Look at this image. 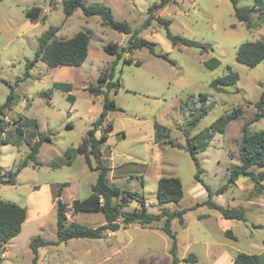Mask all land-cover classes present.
<instances>
[{"label":"rangeland","instance_id":"obj_1","mask_svg":"<svg viewBox=\"0 0 264 264\" xmlns=\"http://www.w3.org/2000/svg\"><path fill=\"white\" fill-rule=\"evenodd\" d=\"M61 2L0 1V107L10 93L16 96L11 110H2L0 115L9 131L5 136L9 143L0 147L2 172H14L38 135L50 139L38 150V165L28 162L16 177L15 185L0 186V200L26 210L29 207L31 216L40 212L37 221L29 220L17 237L2 246L0 255L5 256L0 258V264H31L29 243L33 238L56 241V189L62 186L61 200L69 209L73 200L90 194L97 172L89 170L82 155L76 154L70 165H66L63 155L80 144L100 116L102 96L94 97L87 89L94 87L98 77L110 69L112 81L118 80L121 87L116 93H108L119 110L107 113L106 123L112 124L113 131L101 148L103 165L109 168V184L136 193L151 214L163 209L186 210L182 225L176 218L171 221L178 264H186L181 259L188 254L196 257L191 264H231L239 253L263 254L264 205L256 202L264 200V180L261 186L249 179H238L234 185H228L227 180L230 169L240 164L238 146L243 125L248 124L250 133L264 130V118L252 122L257 113L254 105L264 91V60L250 68L235 59L240 44L264 38V16L258 21V16L252 15L258 23L248 30L234 17L230 0H174L151 14L148 9L157 0H82L85 5L108 6L115 21L126 22L132 31L138 30V38L155 43V52L166 55L167 59H163L145 48L127 53L129 36L103 26L97 16L85 18L80 9L65 19ZM252 4L253 0H238L237 7ZM32 6L41 9L43 20L31 23L25 17V10ZM157 19L170 21L168 30L172 35L206 49L173 47ZM50 26L58 28L55 37L59 39L71 38L80 31L88 33L87 58L80 67L49 68L39 62L25 78L26 65L34 59L39 38ZM109 42L123 48V59L139 61L141 66L123 64L116 60V55L107 54L104 46ZM211 59L220 62L214 70L204 66ZM226 67L238 75V81L223 93L215 92L210 83L224 76ZM54 82L70 84V93L53 89ZM68 95L73 97V103L67 100ZM202 95L206 99H201ZM236 109L241 110L240 116L230 121L222 134L211 133L206 150L196 154L200 183L195 180L196 167L186 150V140L205 137L212 123ZM203 111L207 114L193 126L191 121ZM24 120H35L36 131ZM155 125L160 126L157 132ZM15 128L21 129V142ZM98 130L99 137L101 129ZM91 166H95L92 160ZM163 177L179 179L183 197L178 203L158 204L157 181ZM223 187L222 194L217 195ZM207 189L212 201L221 206L233 197L229 208L243 211L245 221L231 220V227L224 228L217 211L196 206L207 200ZM135 207L137 203L131 202L125 210ZM67 220L90 228L104 224L101 214H73L70 210ZM225 230L231 231L235 241L223 234ZM208 243L220 246L222 253L213 248L208 254ZM169 248L168 237L158 227L131 224L108 232L102 240L73 239L40 248L37 264H171Z\"/></svg>","mask_w":264,"mask_h":264},{"label":"trees","instance_id":"obj_2","mask_svg":"<svg viewBox=\"0 0 264 264\" xmlns=\"http://www.w3.org/2000/svg\"><path fill=\"white\" fill-rule=\"evenodd\" d=\"M172 1L174 0H157L158 3L153 4L151 8L148 9V12L151 14L154 11L161 10ZM230 2L234 11V17L248 30L257 26L258 23L253 21L252 15L256 14L258 16V21L261 20V16H264V0H253V4L247 8H238V0H230ZM61 7L65 19L69 18L74 11L80 9L85 18L97 16L100 18L103 26L109 27L119 34L129 36L126 44L127 53H132V51L136 49L145 48L152 55L167 59L165 54H158L155 52V43L143 38H138V30L132 31L126 22L115 21L111 9L103 3L85 5L82 0H62ZM24 14L31 23H37L39 20L44 19V17L40 15L41 9L36 6L26 9ZM150 19L151 18L148 19L147 23ZM157 22L162 24L166 38L173 47L182 46L200 48L202 50L206 49L187 39L172 35L168 30L170 21H161L157 19ZM57 31V27L50 26L49 29L40 36L38 51L32 62L26 65L25 78L28 76L30 70L39 62L44 63L49 68L80 67L85 62L90 40L88 33L80 31L75 33L71 38L59 39L55 37ZM104 51L109 55H116V60H122L123 64H134L136 67L141 66L139 61H134L131 58L123 59L121 52L124 50L123 48L119 49L117 43L109 42L104 46ZM235 59L238 63L250 68L257 66L264 60V38L255 42L240 44L237 48ZM219 65L220 62L216 59L204 62V66L209 70H214ZM226 71L227 73L224 76L218 77L210 83V88L215 92L223 93L226 91L227 87L235 85L238 81V75L229 67H226ZM112 78L113 69H110V71L106 70L98 77L97 84L94 87H88L87 90L92 96H102L103 108L101 114L92 123V128L87 131L86 136L81 140L80 144L76 148L66 150L63 155V158L66 159V165L71 164V159L74 158L76 154L82 155L89 170L97 172V179L90 188V194L84 199L73 200L70 209L61 200L62 186L56 189L53 194L56 214V241L47 242L40 237L33 238L29 243V247L33 254L31 264H37L38 250L40 248L57 246L73 239L102 240L105 239L108 232H116L119 230L120 226L125 228L131 224H137L141 228L158 227L169 239L171 264H178V262H180L176 258V234L171 230V221L176 218L179 224L182 225L183 215L186 213V210L168 212L163 209L158 214H151L148 212L144 200L138 198L136 193L120 190L118 187L108 182L107 173L109 168L103 165L101 147L108 139L109 134L113 131L112 124L106 123L107 113L109 111L119 110L114 100L108 98V93L111 91L116 93L121 87L120 82L118 80L112 81ZM52 88L66 94H69L71 91V86L67 83H53ZM15 98L16 96L12 93L7 96L5 102L0 107V115L2 110H11L14 106ZM201 99H206L205 95H202ZM67 100L72 103L74 101L71 95L67 96ZM254 107L257 113L252 119L253 123L264 118V91ZM206 114L207 112L203 111L191 121V124L195 126ZM240 114L241 110L236 109L221 116L206 129V134L203 135L205 137L199 135L196 137V140L195 138L194 140H186V150L196 167L195 180L201 183L199 179L201 169L199 168L196 154L205 151L208 147L209 140L207 137H211V133L222 134L226 125L230 121L238 118ZM3 123L4 121L0 119V147L9 143V140L5 138L9 131L5 130ZM24 124L30 125L35 131L37 129V122L35 120H24ZM159 127L160 126L155 125V132H157ZM98 129H101L99 137L96 136L97 131H99ZM14 133L19 142H21L19 139V137H22L21 129L15 128ZM43 142H50L49 137L38 135V140L30 144L29 153L16 167L14 172L6 175L0 168V186L15 185L16 177L22 169L28 166V162H34L35 165H38L36 156ZM17 144L19 143L17 142ZM238 157L240 164L230 169L227 184L234 185L239 177H246L256 186H259L260 182L264 180V172L256 173L254 169L264 168V130L250 133L248 124L243 125L242 136L238 146ZM91 160L95 164L94 167L91 166ZM224 188L225 187L219 189L217 195L222 194ZM207 192V200L196 206H206L211 210H215L219 213L221 218L226 220L245 221L243 211L217 205L212 201L211 193L208 189ZM182 197V186L178 178L163 177L157 181L156 198L159 205L176 204ZM131 202L137 203V207L133 208L131 211H126L125 209ZM68 210L73 214H101L104 218V224L96 228H90L74 221H68ZM26 215L27 210L25 208L0 200V249L4 244L20 234L22 225L26 220ZM160 223L162 225L158 226ZM224 235L235 241L234 236L229 230L225 231ZM262 244L264 245V240ZM181 261L191 264L196 262V258L194 255L189 254L187 258ZM231 264H264V257L239 253L234 257Z\"/></svg>","mask_w":264,"mask_h":264},{"label":"crops","instance_id":"obj_3","mask_svg":"<svg viewBox=\"0 0 264 264\" xmlns=\"http://www.w3.org/2000/svg\"><path fill=\"white\" fill-rule=\"evenodd\" d=\"M54 83H58V82H54ZM102 148V147H101ZM264 169V168H263ZM254 170H257L258 171V168H255ZM261 172H264L263 170L261 171ZM239 180H244V179H248V178H246V177H239L238 178ZM238 179L236 180V184L238 183ZM159 180V179H158ZM251 181V180H250ZM244 182V181H243ZM252 182V181H251ZM246 199H249V197H245ZM213 199V198H212ZM258 200V199H257ZM234 203V198L233 197H231L230 199H229V201L228 200H225V202H224V206H226V207H230V205L231 204H233ZM256 204H260V206H261V204H263L264 205V200H262V199H259L258 200V202H256ZM218 205V204H217ZM221 206V205H220ZM223 206V207H224ZM26 207V206H25ZM28 209H30L29 207H27V215H26V220H25V222L23 223V225H25V224H27V222L29 221V220H31V219H33V220H35V221H37V219H38V217H39V215H40V212H37L35 215L33 214L32 216L30 215V212L28 211ZM221 217V216H220ZM218 221H219V223L220 224H222V225H224V228H230L231 227V220H226V219H223V218H219L218 219ZM23 225H22V227H23ZM225 231H227V230H225ZM224 231V232H225ZM230 231V230H229ZM231 232V231H230ZM21 233V232H20ZM224 234V233H223ZM12 240V239H11ZM10 242V241H9ZM9 242H7L6 244H4V245H7V244H9ZM3 245V246H4ZM206 246H207V251H208V254H209V252L210 251H212L213 250V248H215V250H214V252H217L218 251V253L220 254V253H222V251L223 250H220V246H217L216 244H214V243H208V244H206ZM189 255V254H188ZM187 255V256H188ZM193 255V254H192ZM187 256L185 257V258H187ZM195 256V255H194ZM255 256H263L264 257V253L263 254H259V255H255ZM185 258H182V259H185ZM196 258V257H195ZM181 259V260H182ZM179 260V259H178ZM179 263V262H178ZM165 264H168L167 262H165ZM187 264V263H186Z\"/></svg>","mask_w":264,"mask_h":264},{"label":"built area","instance_id":"obj_4","mask_svg":"<svg viewBox=\"0 0 264 264\" xmlns=\"http://www.w3.org/2000/svg\"><path fill=\"white\" fill-rule=\"evenodd\" d=\"M4 256H5V254H4V253H2V255H0V258H4Z\"/></svg>","mask_w":264,"mask_h":264}]
</instances>
